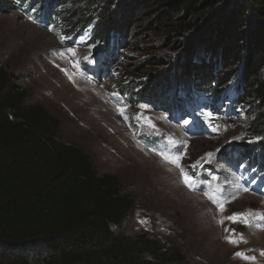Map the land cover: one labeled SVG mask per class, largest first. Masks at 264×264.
<instances>
[{"label":"rangeland","instance_id":"374dc122","mask_svg":"<svg viewBox=\"0 0 264 264\" xmlns=\"http://www.w3.org/2000/svg\"><path fill=\"white\" fill-rule=\"evenodd\" d=\"M164 1L66 0L56 20L42 21L34 14L38 0H0L6 5L0 64L26 89L27 104H41L60 120L65 142L84 148L100 174L116 175L134 197L133 211L114 227L118 233H146L164 249L179 250L185 264H264V195L257 181L264 169L241 154L243 143L262 141L250 132L259 102L253 90L242 98L248 88L239 65L226 69L201 52L186 59L185 71L174 65L183 35L161 14ZM178 13L171 14L180 21ZM104 22L108 43L93 37ZM197 65L205 69L200 78ZM222 73L228 80L219 84ZM154 77L159 99L169 100L166 109V102L139 99L144 89L150 94ZM181 98L188 102L183 113L177 106L173 112L171 102ZM159 153L181 159L172 163ZM233 213L250 223L226 219Z\"/></svg>","mask_w":264,"mask_h":264},{"label":"trees","instance_id":"16d2710c","mask_svg":"<svg viewBox=\"0 0 264 264\" xmlns=\"http://www.w3.org/2000/svg\"><path fill=\"white\" fill-rule=\"evenodd\" d=\"M65 1L38 0L34 14L56 20ZM162 6L161 14L183 35L176 67L185 71L186 59L198 52L226 69L242 67L248 88L242 98L253 90L260 107L250 132L262 141L243 143L241 154L249 166L264 169V0H165ZM173 12H179L180 21ZM106 22L96 26L93 37L108 43ZM203 67L196 66L199 78ZM261 72L263 77L254 80ZM227 80L222 73L217 82ZM156 81L150 78V94L144 89L139 99L166 102V109L169 100L159 99ZM168 86L160 90L165 93ZM26 96L0 64V264H185L179 250L164 249L146 233L129 236L114 229L133 211L134 197L116 175L100 174L84 148L65 142L60 120L41 104H27ZM171 103L172 111L177 106L182 114L188 102Z\"/></svg>","mask_w":264,"mask_h":264},{"label":"snow or ice","instance_id":"6c2138e0","mask_svg":"<svg viewBox=\"0 0 264 264\" xmlns=\"http://www.w3.org/2000/svg\"><path fill=\"white\" fill-rule=\"evenodd\" d=\"M72 55H75V52H74V50H72V49H69L68 50ZM78 66V65H77ZM140 107H142V108H146L147 106L146 105H141ZM185 123H187V121H185ZM160 155H162L166 160H169L170 162H172V163H176V164H178L179 163V160L181 159V157H179V156H176V157H173V156H169V155H166V154H164V153H159ZM207 155H211V153H209V154H207ZM182 172H183V169L181 170ZM213 179H215V177H213ZM190 188L191 187H194V183H193V181H192V178L191 177H189V176H187L186 174H185V181H184ZM210 199H211V197H209ZM216 201H214V203H215ZM220 207H221V210H223V205H219ZM250 214V213H249ZM226 219H228V220H231L232 222H241V223H245V224H248V223H250L248 220H247V218H246V215L244 214V213H233L231 216H229V217H226ZM260 219H264V217H260ZM221 223H223V221H221ZM226 231H227V229H225ZM235 230H233V232H234ZM229 239V242L230 243H238L239 242V240H236V239H233V238H231V237H229L228 238ZM243 239V236H242V234H241V236H240V240H242ZM262 254H264V253H262ZM236 255H238V256H242L244 259H254V257H246V256H243V253H236Z\"/></svg>","mask_w":264,"mask_h":264}]
</instances>
